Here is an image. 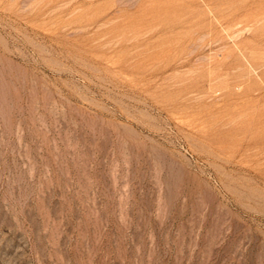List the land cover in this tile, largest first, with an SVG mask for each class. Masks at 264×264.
Segmentation results:
<instances>
[{
	"label": "rangeland",
	"instance_id": "374dc122",
	"mask_svg": "<svg viewBox=\"0 0 264 264\" xmlns=\"http://www.w3.org/2000/svg\"><path fill=\"white\" fill-rule=\"evenodd\" d=\"M0 264H264V0H0Z\"/></svg>",
	"mask_w": 264,
	"mask_h": 264
}]
</instances>
